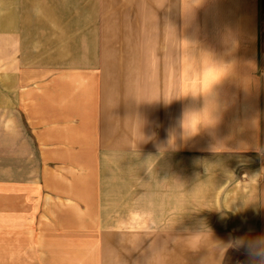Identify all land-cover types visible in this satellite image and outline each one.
I'll return each mask as SVG.
<instances>
[{"label":"rangeland","instance_id":"rangeland-1","mask_svg":"<svg viewBox=\"0 0 264 264\" xmlns=\"http://www.w3.org/2000/svg\"><path fill=\"white\" fill-rule=\"evenodd\" d=\"M127 4L94 11L99 23L91 31L111 40H81L78 57L56 55L55 41L40 42L29 58L33 68L63 71L27 73L31 84H9L0 72V176L8 170L16 177L30 174L33 209L71 207L75 193L56 180L72 173L55 153L45 160L39 152L34 132L40 127L28 118L19 92L48 97L57 84H106L108 124L126 108L134 129L126 152L101 154L94 205L104 210L112 231L96 234L97 240L114 242L106 249L114 264L136 257L142 252L136 246H143L144 264H203V224L218 219L230 225L233 204L240 223L249 213L256 223L264 220L263 86L232 84L230 77L219 82L218 74L203 72V9L182 2L175 8H147L145 0ZM41 27L54 32L47 30L54 26ZM78 27L81 33L90 28ZM102 45L110 47L109 55L93 49ZM70 48L65 42L63 52ZM189 113L202 121L195 135L181 127ZM9 129L32 131L30 161L6 143ZM41 129L47 133L49 127ZM246 242L258 245L255 238Z\"/></svg>","mask_w":264,"mask_h":264},{"label":"crops","instance_id":"crops-1","mask_svg":"<svg viewBox=\"0 0 264 264\" xmlns=\"http://www.w3.org/2000/svg\"><path fill=\"white\" fill-rule=\"evenodd\" d=\"M145 2L147 8H175L182 2L184 8L203 9V72L218 74L219 82L230 77L227 82L232 84H262L264 96V0ZM112 7L127 9V0H0V72L8 74L9 84H31L25 79L27 73L63 71L33 68L29 58L42 48L41 41H55L58 56L78 57L81 40H111L103 34L96 36L91 26L99 23L95 10ZM81 23L90 26L87 32H80ZM45 25L54 26L47 29L54 32H44L41 26ZM69 41L72 52L64 53ZM97 48L103 50L102 56L109 55V46L93 49ZM105 85L57 84L56 94L48 97L19 92L28 118L36 122V129L40 127L34 132L39 152L45 160L47 154L55 153L61 168L72 173L56 181L62 190L71 189L75 199L68 201L71 207L33 209L31 175L16 177L8 170L7 176H0V264H114L115 258L106 251L114 242L97 240L96 235L112 231L102 219L104 210L94 205L97 170L102 153L127 151L134 127L126 108L115 124H108ZM43 127H49L47 133ZM5 133L6 143L28 153L30 161L32 131L9 129ZM237 215L238 206L233 204L230 225L217 223L218 219L203 224V264H264V220L256 223L255 214L249 213L240 223ZM252 238L258 239L256 247L246 242ZM136 249L142 252L121 264H144L143 246Z\"/></svg>","mask_w":264,"mask_h":264},{"label":"clouds","instance_id":"clouds-1","mask_svg":"<svg viewBox=\"0 0 264 264\" xmlns=\"http://www.w3.org/2000/svg\"><path fill=\"white\" fill-rule=\"evenodd\" d=\"M199 116L200 114L197 113L186 114L181 125L184 132H191V135H195L198 132L199 125L202 123V121L199 119ZM193 124H195V128L192 127Z\"/></svg>","mask_w":264,"mask_h":264}]
</instances>
